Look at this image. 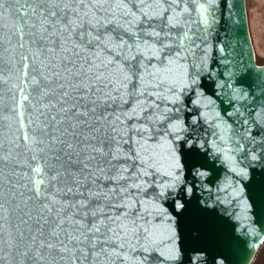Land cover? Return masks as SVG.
<instances>
[{
    "label": "snow or ice",
    "instance_id": "6c2138e0",
    "mask_svg": "<svg viewBox=\"0 0 264 264\" xmlns=\"http://www.w3.org/2000/svg\"><path fill=\"white\" fill-rule=\"evenodd\" d=\"M224 6L0 0V264H226L252 222L264 241V58L254 81L213 42Z\"/></svg>",
    "mask_w": 264,
    "mask_h": 264
},
{
    "label": "water",
    "instance_id": "95a60500",
    "mask_svg": "<svg viewBox=\"0 0 264 264\" xmlns=\"http://www.w3.org/2000/svg\"><path fill=\"white\" fill-rule=\"evenodd\" d=\"M31 0H19V4H26ZM228 5L217 8L215 12L216 24L215 31L212 33L213 42L225 46V55H230V59L235 62L236 66L242 73L249 74L252 80L259 77L258 66L255 62V55L251 44L248 30L245 0H227ZM25 14L23 11L16 18V23L23 21L20 17ZM255 221V217L253 218ZM261 225L250 223L247 229L234 233L225 254L227 256L226 264H251L255 254L264 241L255 243L257 233Z\"/></svg>",
    "mask_w": 264,
    "mask_h": 264
},
{
    "label": "rangeland",
    "instance_id": "374dc122",
    "mask_svg": "<svg viewBox=\"0 0 264 264\" xmlns=\"http://www.w3.org/2000/svg\"><path fill=\"white\" fill-rule=\"evenodd\" d=\"M248 30L255 61L264 58V0H245Z\"/></svg>",
    "mask_w": 264,
    "mask_h": 264
},
{
    "label": "trees",
    "instance_id": "16d2710c",
    "mask_svg": "<svg viewBox=\"0 0 264 264\" xmlns=\"http://www.w3.org/2000/svg\"><path fill=\"white\" fill-rule=\"evenodd\" d=\"M258 66H261L258 64V61H255ZM251 264H264V242L259 247L257 253L255 254Z\"/></svg>",
    "mask_w": 264,
    "mask_h": 264
}]
</instances>
